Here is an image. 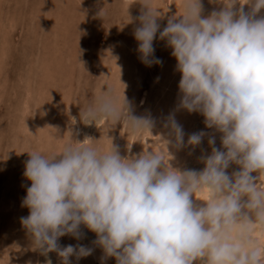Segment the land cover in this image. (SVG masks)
<instances>
[{"label": "clouds", "instance_id": "1", "mask_svg": "<svg viewBox=\"0 0 264 264\" xmlns=\"http://www.w3.org/2000/svg\"><path fill=\"white\" fill-rule=\"evenodd\" d=\"M134 2L147 9L134 32L140 59L148 66L160 63L153 40L163 13L150 0H129L127 9ZM209 3L222 7L202 17L201 0H181V18H169L159 38L172 48L181 73L179 107L199 112L206 127L222 133L224 150L212 147L200 171L173 168L166 147L171 141L161 137L167 159L152 150L124 158L112 143L100 152L90 138L89 144L68 143L48 156L29 153L23 175L31 184L22 201L29 215L21 223L33 250L55 251L61 264H70L73 255H90L92 249L83 245L57 244L65 234L79 238L84 224L116 264H264V246L253 235L264 229V189L255 182L264 174V17L256 18L264 0ZM80 118L85 125L103 119L107 128L123 122L133 132L153 127L150 117L132 115L123 93L117 99L111 89L101 90ZM70 123H76L74 117ZM169 127L176 146H183L174 118ZM203 135L192 134L187 143L198 145ZM230 163L240 166L231 176L225 171ZM201 191L205 199L196 195ZM193 196L204 206L194 207Z\"/></svg>", "mask_w": 264, "mask_h": 264}, {"label": "rangeland", "instance_id": "2", "mask_svg": "<svg viewBox=\"0 0 264 264\" xmlns=\"http://www.w3.org/2000/svg\"><path fill=\"white\" fill-rule=\"evenodd\" d=\"M128 2L129 0H81V3L80 0H0V264H48L49 261L51 264H61L57 252L42 254L40 249L33 250L31 236L21 223V218L29 215V209L22 204L31 184L23 175L25 164L30 158L29 153L52 155L58 153L65 144L76 146L83 143V133H91V146L98 151H107L112 143L121 157L137 156L144 151V145L150 151L155 144L145 143L148 131L133 132L118 121L111 128H107L103 122L93 133V126H90L91 123H83L80 112L95 102L101 90L111 89L113 97L117 99L123 93L132 115L150 117L155 122L159 107L174 104L178 96L181 98L178 88L181 73L177 70L176 58L171 55L172 48L167 45L166 39L159 38L169 18L173 16L175 21L181 18L178 16L183 13L181 0H150V7L163 13L156 19L160 27L153 41V55L160 63H152L150 66L141 61L139 42L134 38V32L140 26L139 17L146 8L141 3L134 2L127 9ZM201 4L204 12L201 11L202 17L214 10L219 11L222 7L217 3H209V0H201ZM235 7L239 5L234 6V9ZM243 8L246 12L250 11L249 5H244ZM263 14L264 9H261L256 18L264 17ZM123 41L125 42L122 43ZM158 96L163 97V102ZM184 113L185 118L180 122L182 130L186 132L183 134V146L176 147L179 152L167 149L173 157L169 164L180 171H200L204 168L202 156L205 148H208L209 155L212 147L224 150L221 144L222 133L206 127L205 118L199 112L184 109ZM73 116L75 124L70 123V117ZM152 129L153 127L150 131ZM120 130L122 135L119 138L117 133ZM200 132L204 135L198 145L187 143L189 136ZM212 137L214 144L209 145L208 140ZM129 142L130 151L127 147ZM84 144H89V141ZM159 152L165 155V159L168 158L166 151ZM56 159H60V156ZM177 163L179 168L176 167ZM239 170V165L230 163L225 171L231 176ZM250 175L258 177L259 173L253 172ZM262 176L255 182L264 189V175ZM197 194L201 199H205L207 195L205 191ZM242 198V202L246 201V197ZM204 204V201L196 198L193 206L202 207ZM81 225L78 228L79 238L65 234L58 238V247L62 249L68 245H83L89 248L88 243L95 234L84 224ZM254 235L257 245L264 246L260 244L264 242V229H257ZM69 260L70 264H97L91 261L90 255L78 259L73 255ZM110 264H116L115 257L111 258ZM193 264H200V261H193Z\"/></svg>", "mask_w": 264, "mask_h": 264}, {"label": "bare ground", "instance_id": "3", "mask_svg": "<svg viewBox=\"0 0 264 264\" xmlns=\"http://www.w3.org/2000/svg\"><path fill=\"white\" fill-rule=\"evenodd\" d=\"M76 2V1H75ZM78 2V1H77ZM204 2V1H203ZM70 3V2H69ZM214 4H216V3H214ZM75 5V4H74ZM96 5V4H95ZM156 5V4H155ZM209 6V5H208ZM211 6V5H210ZM215 6V5H214ZM218 6V5H217ZM133 7V6H132ZM135 7V6H134ZM152 7V6H151ZM204 7V6H203ZM240 7V6H239ZM129 8V7H128ZM245 8V7H244ZM4 9V8H3ZM82 9H84V8H82ZM86 9V8H85ZM206 9V8H205ZM145 10H147V9H145ZM247 10V9H246ZM84 11V10H83ZM125 11H126V9H125ZM261 11V10H260ZM100 12V11H99ZM203 12V11H202ZM205 12H206V10H205ZM72 13V12H71ZM76 13V12H75ZM125 13V12H124ZM132 13V12H131ZM143 13V12H142ZM204 13V12H203ZM259 13V12H258ZM257 13V14H258ZM98 14V13H97ZM100 14V13H99ZM261 14V13H260ZM259 14V15H260ZM258 15V16H259ZM264 15V14H263ZM16 17V16H15ZM94 17V16H93ZM99 17V16H98ZM107 17V16H106ZM173 17V16H172ZM204 17V16H203ZM260 17H262V16H260ZM14 18V17H13ZM35 18V17H34ZM95 18V17H94ZM138 18V17H137ZM163 18V17H162ZM164 20V19H163ZM3 21V20H2ZM6 21V20H5ZM33 21V20H32ZM134 21V20H133ZM136 22V21H135ZM36 23V22H35ZM34 23V24H35ZM97 23V22H96ZM26 24V23H25ZM120 24V23H119ZM37 24H35V26H36ZM94 25V24H93ZM133 25V24H132ZM34 26V27H35ZM33 27V28H34ZM93 27V26H92ZM62 28V27H61ZM68 28V27H67ZM39 29V28H38ZM4 30V29H3ZM77 30V29H76ZM40 31V30H39ZM38 31V32H39ZM35 33V32H34ZM27 34V33H26ZM71 35V34H70ZM73 36V35H72ZM128 36V35H127ZM126 36V37H127ZM62 37V36H61ZM33 38V37H32ZM110 38V37H109ZM120 39V38H119ZM124 40V39H123ZM31 41V40H30ZM126 41V40H125ZM125 41H123L122 43H124ZM154 41V40H153ZM133 42V41H132ZM33 45V44H32ZM126 45V44H125ZM20 46V45H19ZM114 46V45H113ZM160 46V45H159ZM63 47V46H62ZM161 47V46H160ZM16 48H17V46H16ZM20 48V47H19ZM35 48V47H34ZM66 49V48H65ZM47 50V49H46ZM132 50V49H131ZM49 51H51V50H49ZM65 51V50H64ZM70 52V51H69ZM133 52V51H132ZM4 53V52H3ZM6 53V52H5ZM42 53V52H41ZM53 53V52H52ZM47 54V53H46ZM14 55V54H13ZM70 55V54H69ZM56 56V55H55ZM164 56V55H163ZM35 57V56H34ZM166 57V56H165ZM49 58V57H48ZM5 59V58H4ZM45 59H47V58H45ZM120 59V58H119ZM133 59V58H132ZM135 59V58H134ZM27 60H28V58H27ZM39 60V59H38ZM37 60V61H38ZM84 60V59H83ZM131 60V59H130ZM136 60V59H135ZM26 61V60H25ZM123 61V60H122ZM125 61V60H124ZM2 62V61H1ZM27 62V61H26ZM30 62V61H29ZM36 62V61H35ZM164 63H166V62H164ZM59 65V64H58ZM163 65V64H162ZM164 66V65H163ZM120 67H121V65H120ZM161 68V67H160ZM57 69V68H56ZM14 71V70H13ZM133 72V71H132ZM158 72V71H157ZM3 74V73H2ZM181 76V75H180ZM3 77V76H2ZM178 78H180L179 76H178ZM133 79V78H132ZM159 79V78H158ZM170 79V78H169ZM16 80V79H15ZM25 80V79H24ZM135 80V79H134ZM160 80V79H159ZM162 80V79H161ZM160 80V81H161ZM11 81V80H10ZM158 81V80H157ZM159 81V82H160ZM172 81H173V79H172ZM172 81L170 82V83H172ZM149 82V81H148ZM12 84H13V82H12ZM12 84H11V86H12ZM153 84V83H152ZM162 84H163V82H162ZM173 84V83H172ZM161 85V84H160ZM132 86V85H131ZM165 87H166V85H165ZM174 87V86H173ZM13 88V87H12ZM47 89V88H46ZM161 89H162V86H161ZM167 89V88H166ZM138 90V89H137ZM165 90V89H164ZM171 90V89H170ZM177 90V89H176ZM161 91V90H160ZM166 91V90H165ZM17 92V91H16ZM159 92V91H158ZM161 93V92H160ZM164 93V92H163ZM166 94V93H165ZM7 95V94H6ZM17 95V94H16ZM162 95V94H161ZM9 97V96H8ZM155 97H157V96H155ZM154 97V98H155ZM159 97V96H158ZM163 97H164V95H163ZM163 97H161V98H163ZM134 98V97H133ZM152 98V97H151ZM160 98V97H159ZM160 98V101L162 100ZM172 99V98H171ZM174 99H175V97H174ZM180 97L178 96L177 97V100H175V103L174 104H166V105H164L163 107H159V109L157 110V116H156V118H155V122H153V129L147 134V133H145V135H146V139H145V141H147V142H145L147 145H149L148 143H150V142H155V144L153 145V146H151V149H150V151L152 150L153 152H157V151H166V150H163V148L162 147H164V144H163V142L162 141H160L159 140V137H161V139H166V140H169V141H171V143H169V144H167V146L166 147H168L167 149H170V151H173V152H179V150H178V148H176L177 146H176V143H175V137H174V135H173V133H172V130H171V128L169 127V121H170V119H172V118H174V120H175V122H176V124H178L179 126H180V128L182 129L183 127H181V125H180V122L182 121V119L183 118H185L184 117V109L183 108H181V107H179V104H180ZM155 100H156V98H155ZM164 100V99H163ZM159 101V102H160ZM165 101V100H164ZM152 102V101H151ZM157 102V101H156ZM155 102V103H156ZM161 102H163V101H161ZM160 104V103H159ZM164 104V103H163ZM155 106V105H154ZM157 106V105H156ZM159 106V105H158ZM52 107V106H51ZM155 108V107H154ZM57 110V109H56ZM153 110V109H152ZM14 111V110H13ZM159 111V112H158ZM149 113V112H148ZM152 114V113H151ZM196 114H198V113H196ZM195 114V116L197 117V115ZM153 115V114H152ZM74 117V116H73ZM200 117V116H199ZM21 118V117H20ZM193 119V118H192ZM76 120V119H75ZM65 121V120H64ZM66 122H68L69 123V121H66ZM103 122H104V120L103 119H97V120H95V121H93V123H91L90 124V126H93L92 127V129H94V132L93 133H95L96 132V130L103 124ZM190 124H191V126H192V124L193 123H191V120H190V122H189ZM188 122H187V124H188V126L190 125ZM5 124V123H4ZM79 125V124H78ZM190 126V127H191ZM193 127V126H192ZM91 128V127H90ZM185 128V127H184ZM92 129H91V132H92ZM129 129V128H128ZM80 130H81V128H80ZM80 130H79V133H82V132H80ZM83 130H84V127H83ZM85 131V130H84ZM186 131L188 132L189 130L188 129H186ZM87 132V131H86ZM182 132H183V134H184V132H185V130L183 131L182 130ZM190 132V131H189ZM144 133V132H143ZM186 133V132H185ZM83 137H82V139H81V141L83 142V143H87V139L86 138H90L91 137V133H83ZM106 135V134H105ZM121 135H122V131L120 130L118 133H117V136L120 138L121 137ZM185 136H187V135H185ZM97 138V137H96ZM151 138H153V139H151ZM185 137L183 136V139H184ZM213 138V137H212ZM133 139H135V138H133ZM144 139V138H143ZM142 139V140H143ZM150 139V140H149ZM101 140V139H100ZM131 141V140H130ZM100 142V141H99ZM137 142V141H136ZM144 142V141H143ZM130 143V142H129ZM98 144V143H97ZM103 144V143H102ZM101 145V144H100ZM104 145V144H103ZM136 145H137V143H136ZM140 145V144H139ZM151 145H152V143H151ZM102 146V145H101ZM100 146V147H101ZM138 146V145H137ZM60 147V146H59ZM94 147V146H93ZM128 147V146H127ZM144 147H145V149H144V151L146 150V145H144ZM199 147H200V145H199ZM204 147V146H203ZM202 147V148H203ZM209 147V146H208ZM211 147V146H210ZM101 148H103V147H101ZM148 148H149V146H148ZM165 148V147H164ZM107 149V148H106ZM105 149V150H106ZM208 149V148H207ZM206 148H205V150H204V154H203V156H202V161H203V158H205V157H207L208 155H209V151L207 150ZM148 150V149H147ZM203 150V149H202ZM30 151V150H29ZM102 152V151H101ZM127 152V151H126ZM129 152V151H128ZM137 153V152H136ZM211 153V152H210ZM122 156V155H121ZM124 157H126V156H124ZM184 160V159H183ZM190 165V164H189ZM176 167L177 168H179L180 166H178V163L176 164ZM240 167V166H239ZM236 168V167H235ZM256 174V173H255ZM264 175V174H263ZM262 176V175H261ZM254 177V176H253ZM263 177V176H262ZM259 181V180H258ZM258 183V182H257ZM24 195V194H23ZM196 195H198L197 193H196ZM25 196V195H24ZM207 196V195H206ZM206 196H205V198H206ZM191 199H192V201H193V203L194 204H196V198H195V196H193V197H191ZM242 200H243V198H241ZM246 199H247V197H246ZM21 201V200H20ZM18 203V202H17ZM21 204V203H20ZM22 205V204H21ZM199 205V204H198ZM204 206V205H203ZM8 207V206H7ZM18 210V209H17ZM24 210V209H23ZM8 214V213H7ZM21 214V213H20ZM251 216V215H250ZM3 220V219H2ZM82 226V225H81ZM81 226H79V227H81ZM259 232H261V230L259 231ZM256 233V232H255ZM262 233V232H261ZM95 235L93 236V238L91 239V241H89V245H88V247L90 248V249H92V252H91V254H90V256H91V261L92 262H94L95 261V263H97V264H110L111 263V258L112 257H105V253H104V251H103V249H102V247L101 246H99L98 244H96L95 243V241L97 240V236H96V233H94ZM260 234V233H259ZM254 235V234H253ZM256 236L258 235V234H255ZM254 235V236H255ZM84 236V235H83ZM258 237H261V236H258ZM263 238V237H262ZM264 240V239H263ZM258 243H259V241H258ZM262 243H264V242H261L260 244L261 245H264V244H262ZM6 255H7V253H6ZM73 259V258H72ZM16 263V262H15Z\"/></svg>", "mask_w": 264, "mask_h": 264}]
</instances>
